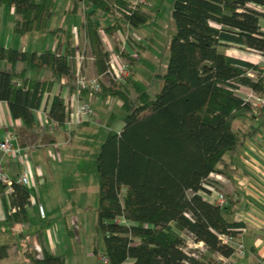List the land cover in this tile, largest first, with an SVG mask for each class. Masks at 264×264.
<instances>
[{
	"label": "trees",
	"instance_id": "trees-1",
	"mask_svg": "<svg viewBox=\"0 0 264 264\" xmlns=\"http://www.w3.org/2000/svg\"><path fill=\"white\" fill-rule=\"evenodd\" d=\"M81 2L82 27L94 65L99 75H107L110 53L103 49L100 23L92 17L110 19L105 32L112 34L136 32L151 16L142 5L130 9L128 0ZM53 3L0 0V8L13 9V32L24 35L45 30ZM256 7L264 8V0H173L170 18L174 33L163 73L155 74L161 83L157 93L139 87L132 67L123 82L101 87L96 93L79 90L80 99L86 93L115 98L125 113L121 129L106 134L95 159L96 230L103 238L104 264H215L210 256L204 258L207 261L192 256L184 236L203 243L210 254L231 255L232 248L220 237H233L237 235L233 230L244 229L243 223L226 218L234 213L236 202L229 195L221 206L208 201L205 196L210 191L205 186L218 188L209 176L223 174L224 155L255 133L233 128L236 113L251 112L264 124V106L254 115L251 103L237 93L244 87L263 97L264 78H250L248 71H256L257 66L223 51L236 45L264 52V31L259 24L264 14ZM88 9L90 12H84ZM61 47L57 44L42 52L0 47V102L7 104L12 118L20 120L26 131L39 130L34 111L54 82L66 78L70 90H77L76 74L68 63L75 49L69 41L63 52ZM119 54L132 66L138 59ZM17 63L24 65L20 72L15 70ZM43 70L49 71L46 80L27 77L29 72ZM66 117L65 101L54 96L47 120L62 130ZM4 188L0 181V195ZM30 190L12 184L9 204L14 212L5 219L8 230L21 227L17 231H22L28 224ZM12 250L21 255V264H66L64 256L46 250L37 256L29 239L19 245L0 244V263L11 258Z\"/></svg>",
	"mask_w": 264,
	"mask_h": 264
},
{
	"label": "rangeland",
	"instance_id": "rangeland-1",
	"mask_svg": "<svg viewBox=\"0 0 264 264\" xmlns=\"http://www.w3.org/2000/svg\"><path fill=\"white\" fill-rule=\"evenodd\" d=\"M76 2L79 7L75 12L71 11L70 13L68 11L74 7L73 0H54L51 9L52 15L46 24L45 30L40 31L41 33L39 34H31L29 36L16 34L13 30L11 31L13 15L7 6H1L0 36L8 37L10 35L17 39L20 38L18 43V40L13 38V42L16 41V44L13 46L20 47V44L23 43L27 50L31 51L33 46L38 48V45H45L48 39L51 38L52 30L61 29L67 34L73 33V29H78L82 21L80 7L83 8V5L81 0ZM172 3L173 0H146L144 8L150 14L151 18L143 28L136 32H114L107 34L105 32L104 26L106 27V25L104 22L103 24L100 23L98 28L99 30H104V35H106L99 34L101 35L103 49H112L114 51L113 56H118L124 65H127L129 68L132 67L134 78L139 87L147 90L151 94L159 91L161 83L155 77V74L163 73L164 66L168 60L169 40L174 33L170 18ZM85 12L88 13L87 10ZM92 19L96 21L97 16H93ZM106 24L108 23L106 22ZM261 24H263L262 21ZM104 38H106V42H103ZM76 39L78 40V55L83 53L85 57L79 63V75L86 79H93L97 74L95 72V65L90 58L91 52L88 49L87 43L84 44V38L81 34ZM128 51L132 53L134 58H138L135 60L133 66L128 59L121 57L119 54L120 52L128 53ZM129 70V74L131 75V68ZM99 83L101 87L106 88L112 83H115V81L109 75L101 74ZM103 100L102 98H97V101L92 104L95 118L97 116V120H103V118L107 119V112L113 114L111 128L117 131L123 124L122 120L125 113L119 106V100L115 98ZM95 118L94 121L96 120ZM75 126H78V124H75L73 127ZM91 129L81 130L76 144L74 142L72 143L75 144L77 151H70V148H73L72 145L71 147H59V155L56 151L41 150L40 153L47 155V153L52 152L53 154L48 158L49 168L47 170L48 172L44 175L45 180L43 179V181L45 182L43 186H39L35 181L34 188L30 190L33 196H39L47 213L46 220H40L37 217V210L36 212L32 210V223L42 229V237L45 244L53 245L56 250L55 253L64 256L66 264L105 263V259L103 258L105 252L103 238L96 230L98 177L95 158L101 141H99L97 148L91 153L94 146V143L90 140L92 138ZM63 130L65 131L66 129L64 127L62 130L57 128L55 131ZM66 131L69 132L70 130ZM79 147L85 148L78 151ZM25 158H32L34 160L33 156ZM209 179L217 180L220 178L213 174L209 176ZM207 186L208 184H206ZM217 186L220 187L219 185ZM216 189H213L212 192L217 191ZM38 207L39 205L37 209ZM184 238L186 239V250L191 251V255L195 258L207 261L204 258L212 255L207 251L203 243H195L188 236H184ZM34 248L38 254L37 256H40L39 248L36 246ZM15 258L16 254L12 250L11 258L8 260L12 262V259L15 260Z\"/></svg>",
	"mask_w": 264,
	"mask_h": 264
},
{
	"label": "crops",
	"instance_id": "crops-1",
	"mask_svg": "<svg viewBox=\"0 0 264 264\" xmlns=\"http://www.w3.org/2000/svg\"><path fill=\"white\" fill-rule=\"evenodd\" d=\"M78 7L79 6H77V8ZM73 9L74 7L68 12L71 13V11L75 12L77 10ZM80 9L82 12V21L78 29L74 28L73 33L70 34L63 32L61 29L52 30L51 38L48 39V42L45 45H38V48H35V46H33L32 50L29 52H42L48 49L53 50L56 48L57 44H62L60 51L63 52L65 44H67L69 41L70 45L75 49L74 56L71 57L69 64L71 65V69L74 70L76 74L79 68V63L75 59L78 55V40L76 38L79 34L83 36L84 44L87 43L88 49L91 52V57H93L86 32L82 27V22L84 20L82 7H80ZM255 9L261 11L264 14V8L256 7ZM9 10L14 19L13 9L11 8ZM85 11L86 10H84V12ZM87 11L90 12V9H88ZM98 20L101 24H103L104 22V24L106 25V27L104 26V28H107L111 23L110 19H105L108 24H106L104 18H97V21ZM261 21L263 22V24H261ZM259 24L261 30L264 31V18L260 20ZM12 30L13 25L11 26V31ZM100 32H102V30H99V34L106 36L104 35L105 33ZM39 33L41 32L33 31L24 35L29 36L31 34ZM13 38L14 37L10 35L8 37L0 36V47L28 51L23 43L20 44V47L13 46L14 44H16V41L13 42ZM106 38L103 39V42H106ZM14 39L18 40L17 43L20 41V38ZM106 51L110 54H114V51L112 49L109 50L108 48L106 49ZM223 51L228 56H234L250 63L256 64V60L251 58L254 53L252 50L242 49L236 45H230L228 48L223 49ZM128 54L132 55L130 51H128ZM6 66L9 67V65ZM23 69V64L17 63L15 65L16 72H20ZM95 72L98 76H101L97 73V70H95ZM27 77L34 80H46L49 77V71L43 70L38 72H29L27 74ZM237 93L240 97L249 102H254L255 98L258 97V95H256L250 89L244 87L240 88ZM54 96H59L63 101H85L90 104L91 108H93L92 104L97 101V98H100L86 93L80 99L79 92H77L76 90H70L68 80L66 78L62 79L61 81L54 82L51 85L49 91L44 92L40 108L34 111V118L39 128V130H36V133L26 131L20 120H14L12 118L7 104L5 102H0V140H2L3 137L7 134L12 135V146L14 148V152L11 155H2L0 153V173L11 180L17 179V176L24 172L27 173L29 176L30 184L26 187H29L30 189L34 188L35 181L39 186H43L45 182L43 181V179L45 180L44 175L48 172V158H50L53 153H47L46 155L45 153H40L41 150L46 149L48 151H56L58 154L59 147H71L72 145L73 148L71 147L70 151L73 152L74 150H76L75 144L79 139V133L81 132V130H89L90 128H92V138L90 139L94 143L93 149L91 150L92 153L93 150L97 148L99 141H101L102 143L106 134L109 131L113 130L111 128V118L114 117V115L111 113L109 114V112L106 113L107 119L103 118V120H97L96 118L98 117L96 116L95 118V115L93 113L92 117L85 119L80 125L70 129L69 132H67L66 130L51 131L49 130V128L43 127V120L46 118V112ZM119 106L121 108L120 102ZM94 118L96 119L95 121ZM121 127L117 131H119ZM233 128L240 133H246L249 130L255 131V133L251 134V136L245 140L242 146L224 155L223 160L226 165L224 173L211 174L219 176L220 179L212 181L217 183V185H219L220 187L217 186V189L215 188V186L210 187H213L218 192H222L226 196L229 195L233 197L234 201L236 202L234 213L232 215H226V218L230 221L241 222L244 224V232L239 236V238L242 244L245 246L247 254L236 264H264V124L261 122L260 118L253 116L251 112L239 111L238 113H236L233 120ZM73 142L75 144H72ZM91 143L90 145L93 144ZM86 145L88 146L87 143ZM82 148L85 147H79L78 151H80ZM30 156H33L34 160H32V158H25ZM10 193L11 188L5 185V188L0 195V244L19 245L20 242H23L25 239H29L30 241H32L33 247L36 246L39 248L41 254L42 251L46 250L52 254L57 255L55 253L56 250L53 245L50 246V244H45V241L42 237V229L32 223V210H34L35 212L37 210V217L40 220H46L47 218V213L39 199V196L35 197L33 196V194H31L30 204L26 207L28 224L23 227L22 231L18 230L19 232H22V234L26 237H20L17 229L21 230V227H16L12 231L8 230L7 226H5V219L9 214L14 212V208L9 204ZM215 196L216 194L210 191V194L206 195L205 198L208 201H211L213 198H215ZM38 205H41L44 209L43 218L38 213ZM19 251L22 252L23 248H20ZM209 256H211L213 259L219 257V255L217 254H212ZM21 259V255L19 254L16 255L15 260L12 259V262L10 260H4L0 264H21ZM128 264H131V261H128Z\"/></svg>",
	"mask_w": 264,
	"mask_h": 264
},
{
	"label": "built area",
	"instance_id": "built-area-1",
	"mask_svg": "<svg viewBox=\"0 0 264 264\" xmlns=\"http://www.w3.org/2000/svg\"><path fill=\"white\" fill-rule=\"evenodd\" d=\"M138 5L145 6L146 5V0H129V8L133 9L137 7ZM254 53L251 57L256 60V66L257 70L256 71H248L247 75L250 78L257 79V77L264 78V52H259V51H254ZM91 61H94L93 57H90ZM71 58H68V63ZM78 63H81L85 57L82 54L77 55L75 58ZM130 68L127 65H124L120 58L118 56H113L110 55L109 57V70L107 71V75L111 77L113 81H119L123 82L125 77H129L130 73ZM100 81V76H96L93 79H86L83 77H80L79 75V68L76 73L75 77V83L77 87V92L79 90L85 89L89 90L90 92H99L101 89V85L99 83ZM249 102V101H248ZM252 105V110L254 115H257V109L260 107L264 106V97H256L254 102H250ZM65 106H66V120L63 125V127L66 130H70L73 128L75 124L80 125L85 119H88L93 116V110L90 106L89 103L85 101H70L66 100L65 101ZM43 127L49 128L51 131H55L58 126L54 123H50L47 118L43 120ZM12 140L13 137L10 134H7L3 137L2 140H0V153L2 155H11L14 152V148L12 146ZM19 152V150H18ZM216 177H218L216 175ZM0 181L5 184L7 187H12L13 183H16L21 186H29L30 180L29 176L27 173H22L17 176V179L11 180L2 173H0ZM206 187V186H205ZM209 191L214 189L213 187H206ZM216 194L215 198H213L210 202H213L217 205H223L225 203V195L222 192L214 191ZM38 212L39 215L43 218L44 217V209L41 205L38 207ZM237 232L236 236L233 237H227V236H221V242L227 246H230L232 248V253L229 257H222L219 256L215 260V264H236L240 259L244 258L247 254L245 246L242 244L240 241L239 236L244 232V229H235L233 230Z\"/></svg>",
	"mask_w": 264,
	"mask_h": 264
}]
</instances>
